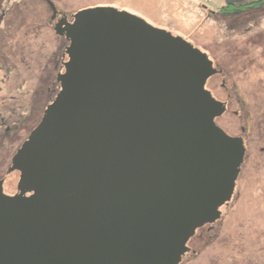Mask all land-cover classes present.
I'll use <instances>...</instances> for the list:
<instances>
[{
	"label": "water",
	"instance_id": "1",
	"mask_svg": "<svg viewBox=\"0 0 264 264\" xmlns=\"http://www.w3.org/2000/svg\"><path fill=\"white\" fill-rule=\"evenodd\" d=\"M55 16L52 0H45ZM61 89L0 181V264H151L222 218L246 156L223 72L114 7L55 29Z\"/></svg>",
	"mask_w": 264,
	"mask_h": 264
},
{
	"label": "rangeland",
	"instance_id": "2",
	"mask_svg": "<svg viewBox=\"0 0 264 264\" xmlns=\"http://www.w3.org/2000/svg\"><path fill=\"white\" fill-rule=\"evenodd\" d=\"M249 1L253 0H53L70 14L96 7L129 12L184 38L207 54L225 77L229 112L217 124L229 136L241 135L240 128L248 118L244 109L247 105L252 117L249 149L233 201L223 209L214 231L220 238L206 252L207 260H213L211 264H264V6L241 16L220 12L230 2ZM12 4L15 19L21 22L6 38L7 49L0 51L12 57L24 80L19 85L22 90L18 101L5 105L9 101L0 97V108L21 104L28 107V113L17 137L0 144V181L41 123L55 95L54 82L63 62L68 60L64 55L68 42L50 28L47 3L13 0ZM11 87L15 88V83ZM234 111L239 112L238 117Z\"/></svg>",
	"mask_w": 264,
	"mask_h": 264
},
{
	"label": "flooded vegetation",
	"instance_id": "3",
	"mask_svg": "<svg viewBox=\"0 0 264 264\" xmlns=\"http://www.w3.org/2000/svg\"><path fill=\"white\" fill-rule=\"evenodd\" d=\"M43 1L47 3L45 0ZM12 3L13 0H0V49L1 48L7 49V47L5 46L7 43L6 38L8 37V35L11 34L12 29L15 26H18V22H21V19L20 20L19 18L15 19V15L13 13L15 7H13ZM47 6L50 9L49 12L50 28H52L53 30H55L56 27L65 19L67 20L68 23H73L74 15L78 13L77 12L75 14H70L68 11L61 10V8H59L58 5H56L57 15L54 18L55 14L53 10L51 9L48 3ZM61 38H63L66 41V43L68 42L66 37H61ZM67 44L68 46L70 45L69 42ZM21 71L22 70H19L13 64L12 57L8 55L7 52L0 51V74H2V76L0 77V97H3L5 101H9V102H5L6 103L5 105L8 104L11 105V103H13L14 101H18L17 100L18 95L21 92L20 90H22V87L19 85L24 80L20 76ZM13 83H15V88L11 87ZM54 86L55 89H53L52 92L55 95L51 103L55 100L61 89V85L57 81L54 82ZM244 109L248 114L246 125H243L240 128L241 135L231 136V137L242 139L246 144L245 145L246 153H248L247 151L249 149L250 136L252 135V119H251L252 117L250 113H248L247 111L246 104L244 106ZM228 112H229V103L227 106L226 114ZM27 113H28V107L26 105H21V104H18L16 106L13 105L12 107L6 109L0 108V144L6 140H13L14 138L17 137L19 133V131L17 130L22 131L24 128L25 125L24 121L26 119ZM233 114L235 117H238L239 112L234 111ZM6 116H8V118ZM224 116H222L219 119H222ZM217 122L218 119L216 120V123ZM218 126L221 129H223L228 135H230V133L226 129H224L220 125ZM233 198L231 202L233 201ZM231 202H229L226 206L221 208L222 214H223V209L230 206ZM220 221L221 220H218L215 224H208L203 228L197 230L196 234L192 238H190V240L187 242L186 244L187 250L181 256L171 255V254L159 256L153 259L151 264H211L210 261L213 260L210 261L207 260L206 252L220 238L219 237L220 235L214 233V231L217 228V224H219Z\"/></svg>",
	"mask_w": 264,
	"mask_h": 264
},
{
	"label": "trees",
	"instance_id": "4",
	"mask_svg": "<svg viewBox=\"0 0 264 264\" xmlns=\"http://www.w3.org/2000/svg\"><path fill=\"white\" fill-rule=\"evenodd\" d=\"M264 6V0H253L244 3L230 2L221 8L220 12L226 16H241L246 12L253 11Z\"/></svg>",
	"mask_w": 264,
	"mask_h": 264
}]
</instances>
